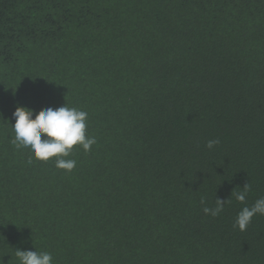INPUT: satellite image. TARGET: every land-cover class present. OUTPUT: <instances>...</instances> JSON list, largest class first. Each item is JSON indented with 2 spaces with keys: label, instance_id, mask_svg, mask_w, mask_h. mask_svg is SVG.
Here are the masks:
<instances>
[{
  "label": "trees",
  "instance_id": "1",
  "mask_svg": "<svg viewBox=\"0 0 264 264\" xmlns=\"http://www.w3.org/2000/svg\"><path fill=\"white\" fill-rule=\"evenodd\" d=\"M66 105L97 143L29 163L17 107ZM261 197L264 0H0V264H264Z\"/></svg>",
  "mask_w": 264,
  "mask_h": 264
},
{
  "label": "clouds",
  "instance_id": "2",
  "mask_svg": "<svg viewBox=\"0 0 264 264\" xmlns=\"http://www.w3.org/2000/svg\"><path fill=\"white\" fill-rule=\"evenodd\" d=\"M13 117L16 122L12 126L15 133L12 142L17 148L31 149L29 163L33 158L42 162L54 160L56 168L72 172L77 166V161L69 158L74 149L79 146L85 152H90L97 143L96 138L87 131L88 113L79 108L66 105L56 109L49 107L36 113L34 110L18 106ZM219 143V139L209 140L206 147L213 150ZM250 190L251 185L247 183L240 191L235 189L232 197L244 203ZM201 203L206 202L202 199ZM228 203L230 199H216L215 207L205 206L203 211L206 215L218 217ZM258 214L264 215V197L257 199L251 207H243L237 215L235 226L241 231L246 230L253 217ZM15 254L20 264H53L50 252L17 249Z\"/></svg>",
  "mask_w": 264,
  "mask_h": 264
}]
</instances>
